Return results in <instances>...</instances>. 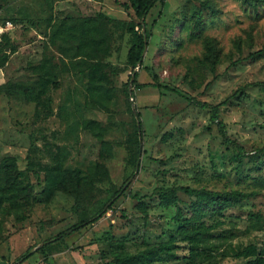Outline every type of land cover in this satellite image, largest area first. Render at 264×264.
Here are the masks:
<instances>
[{
    "label": "rangeland",
    "instance_id": "rangeland-1",
    "mask_svg": "<svg viewBox=\"0 0 264 264\" xmlns=\"http://www.w3.org/2000/svg\"><path fill=\"white\" fill-rule=\"evenodd\" d=\"M257 10L238 0L157 2L144 31L136 28L148 40L142 67L132 70L126 26L139 22L115 0H0V61L7 55L0 87L37 81L33 68L44 62L60 69L64 61L69 68L35 101L17 87L0 90V162L14 159L30 195L5 197L17 207L8 202L0 212V264H115L145 252L150 264H249L254 257L239 253L264 251V156L239 159L222 143L208 111L191 103L221 104L228 136L250 155L264 149V0ZM96 14L106 18L98 23L103 43L93 47L109 96L103 107L89 97L88 73L74 66L85 58L68 59L60 52L63 42H51L61 22ZM207 44L213 62L203 67L197 60L207 56ZM132 73L146 87L135 89ZM129 109L139 114L142 131ZM47 172L67 179L48 201ZM185 187L239 191L245 198L200 215L195 227L208 240L199 243L182 237L175 221L178 211L191 218L193 199L177 191V207L158 200L164 190ZM115 192L110 211L58 243L59 234ZM44 246L50 248L46 261L39 252Z\"/></svg>",
    "mask_w": 264,
    "mask_h": 264
},
{
    "label": "trees",
    "instance_id": "trees-1",
    "mask_svg": "<svg viewBox=\"0 0 264 264\" xmlns=\"http://www.w3.org/2000/svg\"><path fill=\"white\" fill-rule=\"evenodd\" d=\"M118 5L124 9H131L134 12L135 18L138 20V24L128 23L126 26V31L132 36V45L127 53V65L131 69L136 67H142L143 62V52L146 48V41L148 36L144 35L136 30H141L145 28V18L149 11L154 7L157 2L162 3L163 0H127L125 3H120L115 0ZM242 6L250 9L253 13H258V7H261L263 0H238ZM194 22L198 23V16L194 13L192 16ZM100 21H106V18L102 15L94 16H79L76 20H71L68 22H61L57 29L53 32L55 33L51 38V42L55 44L54 38L57 37L58 40L63 42L60 45V52L68 59H76L78 57H83L85 60H81L78 64L74 66L80 67V73H88V87L87 91L91 101L95 104L101 105L103 107V102L105 99L109 100V96L103 86L105 78L102 74L103 66L93 57V52L95 48L101 46L104 40L103 32L98 27ZM57 31V32H56ZM198 31V30H197ZM63 36V37H62ZM207 56L203 60H197L201 66H206L212 61V55L214 51L208 44L206 46ZM7 60V55L2 54V59L0 61V68L5 64ZM74 63H71V66ZM211 67V66H210ZM212 68V67H211ZM34 72L38 76V80L31 82L29 84H19V85H5V87H0V90L10 89L17 87V91L21 95L27 96L30 100L35 101L41 91L46 88L50 80H55L60 75L62 70H68V65L64 61H61L60 69H56L50 64H40L38 67H34ZM131 84L135 89H141L146 87V85H141L137 83V74L132 73ZM41 90L39 91V89ZM200 110H206L209 113L210 122L214 124L217 128V132L222 140V143L227 148L231 149L236 153L239 159H247L248 161H255L259 156H264V149L256 151L254 155H250L240 144L232 140L226 131L225 125L219 120V109L220 105L212 106L207 103H200L196 101H191ZM130 114L136 120V128L138 131H142V125L140 122V116L137 112H132ZM139 146L136 145L135 152V162L139 159ZM66 174H52L47 172V177L45 180V186L43 190V196L46 201L51 199L54 193L60 189H63L66 182ZM177 191L183 193L185 196L193 199L191 212L193 213L191 218L185 219L183 216L177 212L175 216V221L180 225L178 231L180 235L185 239H191V236H195V241L203 243L208 240L207 232L204 229H199L201 226L195 227L198 222L200 215L214 214L226 211L233 208L237 203L245 198V195L239 191H232L226 193L211 192L204 189H191V188H178L177 190L168 189L164 190L158 195V200L163 207H177L180 200L177 196ZM119 192H115L108 196L104 202L99 206L94 208L88 215L82 217L78 223H76L68 231L62 232L55 239L58 243L64 245V239L68 236L79 233L81 230L96 223L103 215L111 210L112 206L117 200ZM18 197L23 196L25 199H29L30 195L24 187L20 185L18 180V172L15 168V161L13 158H4L0 162V212H3L2 206L5 203L10 202L13 207H17L15 203L17 200H5L6 196ZM24 201V200H22ZM36 201V200H34ZM40 201V200H37ZM143 207V206H142ZM193 239V238H192ZM49 246H44L39 249V252L46 257V252H49ZM239 256L244 258L254 257V260L249 262V264H264V251L257 250L255 247H249L243 252L239 253ZM29 258V254H26L19 258L18 261H26ZM46 261V258L44 259ZM152 261V256L150 253H139L137 255H125L123 257L117 258L115 264H150Z\"/></svg>",
    "mask_w": 264,
    "mask_h": 264
},
{
    "label": "water",
    "instance_id": "water-1",
    "mask_svg": "<svg viewBox=\"0 0 264 264\" xmlns=\"http://www.w3.org/2000/svg\"><path fill=\"white\" fill-rule=\"evenodd\" d=\"M143 31H144V29H143ZM143 55H144V52H143ZM143 55H142V56H143ZM133 112L135 113V111H133Z\"/></svg>",
    "mask_w": 264,
    "mask_h": 264
}]
</instances>
